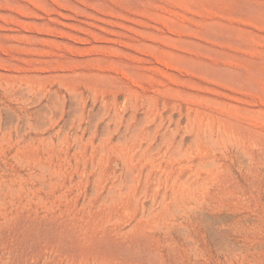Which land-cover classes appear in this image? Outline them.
Returning a JSON list of instances; mask_svg holds the SVG:
<instances>
[{"label": "rangeland", "instance_id": "obj_1", "mask_svg": "<svg viewBox=\"0 0 264 264\" xmlns=\"http://www.w3.org/2000/svg\"><path fill=\"white\" fill-rule=\"evenodd\" d=\"M0 264H264V0H0Z\"/></svg>", "mask_w": 264, "mask_h": 264}]
</instances>
